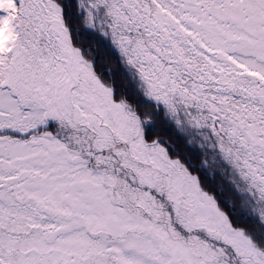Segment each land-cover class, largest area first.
Here are the masks:
<instances>
[{
    "label": "snow or ice",
    "instance_id": "6c2138e0",
    "mask_svg": "<svg viewBox=\"0 0 264 264\" xmlns=\"http://www.w3.org/2000/svg\"><path fill=\"white\" fill-rule=\"evenodd\" d=\"M0 264H264V0H0Z\"/></svg>",
    "mask_w": 264,
    "mask_h": 264
},
{
    "label": "trees",
    "instance_id": "16d2710c",
    "mask_svg": "<svg viewBox=\"0 0 264 264\" xmlns=\"http://www.w3.org/2000/svg\"><path fill=\"white\" fill-rule=\"evenodd\" d=\"M101 54L103 55V52Z\"/></svg>",
    "mask_w": 264,
    "mask_h": 264
}]
</instances>
